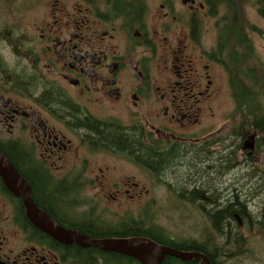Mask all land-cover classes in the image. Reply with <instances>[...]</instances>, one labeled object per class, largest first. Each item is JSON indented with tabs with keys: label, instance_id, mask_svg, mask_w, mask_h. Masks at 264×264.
Segmentation results:
<instances>
[{
	"label": "flooded vegetation",
	"instance_id": "af4514ba",
	"mask_svg": "<svg viewBox=\"0 0 264 264\" xmlns=\"http://www.w3.org/2000/svg\"><path fill=\"white\" fill-rule=\"evenodd\" d=\"M227 1L0 0L14 17L10 27L0 23V153L39 211L90 239L128 228L129 210L114 228L99 218L98 200L141 202V179L155 178L147 148L220 146L224 154L233 148L222 144L237 135L238 168L252 169L246 163L264 134L242 116L241 97L233 133L215 107L219 69L227 76L218 49ZM205 23L215 35L209 46ZM255 223L264 232V218ZM82 250L96 249L34 228L0 178V264H84Z\"/></svg>",
	"mask_w": 264,
	"mask_h": 264
},
{
	"label": "rangeland",
	"instance_id": "374dc122",
	"mask_svg": "<svg viewBox=\"0 0 264 264\" xmlns=\"http://www.w3.org/2000/svg\"><path fill=\"white\" fill-rule=\"evenodd\" d=\"M230 4L234 9L237 6L242 8L243 20L248 24L246 28L249 26L247 36L251 40L254 49L255 62L253 64L258 67L260 80L264 82V0H229L227 1L228 8ZM228 8L225 17L230 16ZM260 10L263 11V16L260 15ZM12 11L11 8L6 6L1 9L0 23L4 27L13 25L14 17ZM203 27L202 31L209 30L207 40L205 39L204 42L206 46H209L215 36L213 28L211 25L208 27L206 23ZM5 60L9 68H11L14 61L11 55H5ZM219 71L220 73L217 77L219 87L215 107L227 115L229 123L225 128V132L233 133L237 126V115L231 111L234 101L229 88L228 77L220 69ZM262 115L264 118V102L262 104ZM233 143L234 140H229L222 145L224 148H228V145L232 146ZM156 147L158 146L154 145V148ZM259 147V151L253 152V161L246 163L248 165L251 164L253 166L252 169L248 167L247 171L242 169L241 172L238 168L239 154L232 153L233 155H227L228 151L224 154H219L217 150L220 146H216V148L207 147L204 150H202L201 146L189 148L184 151V162L180 163L178 161L166 172L164 171L166 183L159 184V180L156 178L157 176H162L163 172L153 175L155 177L154 180H151L148 176L147 181L141 179L142 187L140 189L143 192L142 197H144L141 202L128 203L129 200L124 198L113 204L99 199L97 206L99 218L114 224V228H117L125 220L122 219L124 217L123 214L129 210L132 223L153 226L160 229L172 240L200 241L206 237L207 233L212 234L209 223L196 207V203L182 201L178 198V194L183 189L181 187L186 186L185 188H188L185 184L186 180H200L201 176L197 172L204 170L208 174L205 179V182H207L206 186L210 185L208 189H214L218 194L222 192V198H227L229 193L235 192L237 195V192L243 191L244 200L248 201V209L262 222L263 215L260 212H263L261 210L264 209V204L262 205L264 202V143L260 142ZM201 151H204L206 157L203 155L200 160L193 161L192 158L196 154L201 153ZM228 156H231L228 159L229 161H227ZM231 159L232 161H230ZM216 160L218 161L213 162ZM186 161L191 163V166L184 165ZM223 162L227 164V167L225 164L222 165ZM146 191L147 195L144 193ZM248 225V228L244 224L242 227L235 226L240 238L238 245L232 244L226 248L223 240L215 239L213 244L220 251L218 253L223 252L225 254L219 257V264H264V232L261 231L260 226L254 221ZM209 237L214 239L212 235ZM208 250L211 251L213 249L209 247ZM120 264L127 263L121 261Z\"/></svg>",
	"mask_w": 264,
	"mask_h": 264
},
{
	"label": "trees",
	"instance_id": "16d2710c",
	"mask_svg": "<svg viewBox=\"0 0 264 264\" xmlns=\"http://www.w3.org/2000/svg\"><path fill=\"white\" fill-rule=\"evenodd\" d=\"M229 15L225 17V22L221 27V34L218 39V49L220 53H224L221 60V64L225 67L229 88L234 103L237 105L241 97L244 102L242 116L244 118H252L255 129L264 134V120L262 115V104L264 102V82L260 80V71L258 67L253 64L255 62L254 49L252 42L245 32V22L243 18H234V15L238 11L233 7L228 8ZM263 16V11H259ZM259 72V73H258ZM236 114V112L234 113ZM234 136V143L227 149L233 148L230 152L228 150L227 155H233L236 148ZM204 150L205 146L200 145ZM147 168L156 173L164 172V170L170 169V167L176 162H184L183 151L179 148H171V151L157 153L147 148ZM175 150V151H173ZM205 156L204 151L196 154L192 160H200L201 156ZM231 156H228V159ZM220 160V159H219ZM223 160V159H222ZM226 160V158H225ZM188 161V160H187ZM185 162L184 165L191 166V163ZM213 161V162H217ZM225 161V162H227ZM232 161V159L230 160ZM223 162V164H227ZM207 170V169H206ZM201 176L198 181L186 180L188 188L181 187V191L178 194L180 200L187 201L189 203H196V207L200 210L202 215L207 219L212 234L207 233L206 237L200 241L194 240H172L160 229L153 226L140 223H132L128 228H124L119 232L103 233L98 232L93 237L94 239L102 238H130L141 237L147 238L155 242L158 245L170 247L174 250L184 253H196L204 255L208 264H219V257L224 256L223 252L217 250V247L213 244L215 239L219 238L224 241L225 247L228 248L232 244L238 245L240 242L238 230L235 226H238V219H241L244 225L249 227L253 221L258 220L256 216L248 209V201L240 199L239 192L229 193L227 198L219 200L218 193L213 189H208L209 186L205 179L207 173L204 170L197 172ZM222 197V194H221ZM264 218V211L262 212ZM262 223V222H260ZM212 235L214 237L210 238ZM210 241V243H209ZM213 250H208V248ZM99 250H85L79 251V254L84 264H120L121 261L127 264H138L136 261L117 254H105L97 252ZM161 264H201L200 260L192 259L187 262L177 260L175 258L167 257Z\"/></svg>",
	"mask_w": 264,
	"mask_h": 264
},
{
	"label": "water",
	"instance_id": "95a60500",
	"mask_svg": "<svg viewBox=\"0 0 264 264\" xmlns=\"http://www.w3.org/2000/svg\"><path fill=\"white\" fill-rule=\"evenodd\" d=\"M247 149H252V146H247ZM0 178L6 189L22 202L25 216L31 225L60 244H76L82 249L92 248L104 253L125 256L138 264H161L167 257L183 262L196 259L200 260L201 264H208V260L204 255L180 252L167 246L158 245L147 238L90 239L78 232L60 228L48 215L35 207L27 184L1 153Z\"/></svg>",
	"mask_w": 264,
	"mask_h": 264
}]
</instances>
